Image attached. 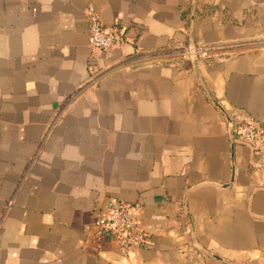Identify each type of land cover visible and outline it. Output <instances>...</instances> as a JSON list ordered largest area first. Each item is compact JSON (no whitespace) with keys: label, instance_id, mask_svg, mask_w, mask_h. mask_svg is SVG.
<instances>
[{"label":"crops","instance_id":"0c3cea01","mask_svg":"<svg viewBox=\"0 0 264 264\" xmlns=\"http://www.w3.org/2000/svg\"><path fill=\"white\" fill-rule=\"evenodd\" d=\"M219 105L264 126V0H0V264H264V158ZM117 201L126 254L93 237Z\"/></svg>","mask_w":264,"mask_h":264},{"label":"built area","instance_id":"2783aa9c","mask_svg":"<svg viewBox=\"0 0 264 264\" xmlns=\"http://www.w3.org/2000/svg\"><path fill=\"white\" fill-rule=\"evenodd\" d=\"M89 46L92 51H104L113 48L122 41V35L116 31L107 30L100 14L94 5L87 9ZM184 50V57L191 55L190 48L178 47ZM202 56L209 55V49L198 48ZM230 115V114H229ZM231 116V115H230ZM234 135L237 142L247 144L255 166L263 165L264 158V126L255 118L237 119L232 117ZM228 124V122H227ZM229 128V125H228ZM138 204L127 201H117L108 210L99 215L94 230V239L101 241L108 236L118 241L122 254H126L131 247L141 245L146 241V233L141 228L138 219Z\"/></svg>","mask_w":264,"mask_h":264},{"label":"water","instance_id":"95a60500","mask_svg":"<svg viewBox=\"0 0 264 264\" xmlns=\"http://www.w3.org/2000/svg\"><path fill=\"white\" fill-rule=\"evenodd\" d=\"M188 47L190 48V51H191V55H190V58L193 62H197V52H196V44L194 42H190ZM220 108L224 111L225 113V116L227 118V122H228V125H229V133H230V138H231V141L232 143H235L237 142L236 139H235V135H234V128H233V121L231 119V116L229 115V113L224 109V107H221V105H219Z\"/></svg>","mask_w":264,"mask_h":264},{"label":"trees","instance_id":"16d2710c","mask_svg":"<svg viewBox=\"0 0 264 264\" xmlns=\"http://www.w3.org/2000/svg\"><path fill=\"white\" fill-rule=\"evenodd\" d=\"M197 47L200 49L202 47L209 49V55L208 56H202L201 53L199 52L198 58H203V59H211L215 54L219 53L218 48L219 45H203V44H197ZM170 52H173L175 55L178 56H183L184 55V50L182 48H172ZM112 238V236H108L107 238Z\"/></svg>","mask_w":264,"mask_h":264}]
</instances>
